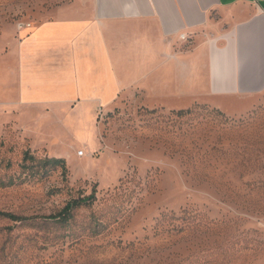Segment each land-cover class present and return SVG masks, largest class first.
I'll list each match as a JSON object with an SVG mask.
<instances>
[{"label":"rangeland","instance_id":"1","mask_svg":"<svg viewBox=\"0 0 264 264\" xmlns=\"http://www.w3.org/2000/svg\"><path fill=\"white\" fill-rule=\"evenodd\" d=\"M72 2L0 0V113L14 98L19 26ZM230 103L122 101L38 151L0 125V212L27 218L0 219V264H264V101L245 115ZM92 193L67 223L42 218ZM188 215L200 226L181 231Z\"/></svg>","mask_w":264,"mask_h":264},{"label":"crops","instance_id":"2","mask_svg":"<svg viewBox=\"0 0 264 264\" xmlns=\"http://www.w3.org/2000/svg\"><path fill=\"white\" fill-rule=\"evenodd\" d=\"M73 1L80 7L18 28L14 98L0 125L30 149L94 128L122 101L222 112L231 102L244 115L264 101V0Z\"/></svg>","mask_w":264,"mask_h":264},{"label":"trees","instance_id":"3","mask_svg":"<svg viewBox=\"0 0 264 264\" xmlns=\"http://www.w3.org/2000/svg\"><path fill=\"white\" fill-rule=\"evenodd\" d=\"M187 113L189 112V110H186ZM182 112H179V114ZM50 163L52 165L55 166H62L65 168V161L63 159H56V158H51ZM95 198L94 193H92L90 196L85 197L83 199H79V200H75L73 202H70L68 204H66V206L56 215H50V216H45L42 217L43 219L47 220V221H56L59 223H67L71 217H72V213L74 211V209L78 208L79 206L90 202L92 199ZM0 219H8L12 222H21V221H25L27 218H23V217H19L10 213H5V212H0ZM183 220H186V228L181 229V231H185V229H187L188 227H190V225H193L194 230H196L199 226H200V222L197 224L198 220L197 217L193 216H186L185 218H183ZM199 225V226H198Z\"/></svg>","mask_w":264,"mask_h":264},{"label":"built area","instance_id":"4","mask_svg":"<svg viewBox=\"0 0 264 264\" xmlns=\"http://www.w3.org/2000/svg\"><path fill=\"white\" fill-rule=\"evenodd\" d=\"M21 27V26H20ZM19 27V28H20ZM182 38L184 39V37L182 36ZM79 156H82L83 155V153L81 152V151H79L78 153H77Z\"/></svg>","mask_w":264,"mask_h":264},{"label":"bare ground","instance_id":"5","mask_svg":"<svg viewBox=\"0 0 264 264\" xmlns=\"http://www.w3.org/2000/svg\"><path fill=\"white\" fill-rule=\"evenodd\" d=\"M78 155V154H77ZM79 156V155H78Z\"/></svg>","mask_w":264,"mask_h":264}]
</instances>
